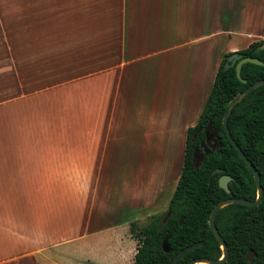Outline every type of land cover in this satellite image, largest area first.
Here are the masks:
<instances>
[{"label": "crops", "instance_id": "0c3cea01", "mask_svg": "<svg viewBox=\"0 0 264 264\" xmlns=\"http://www.w3.org/2000/svg\"><path fill=\"white\" fill-rule=\"evenodd\" d=\"M200 1L181 25L180 0H0V264H98L93 252L106 249L133 264L138 204L121 208L101 188L112 172H143L128 189L147 212L163 185L144 162L198 120L217 60L264 41L262 1L251 16L250 0ZM206 17L214 40L196 58L180 53ZM187 75L206 93L187 100L180 138L171 119Z\"/></svg>", "mask_w": 264, "mask_h": 264}, {"label": "trees", "instance_id": "16d2710c", "mask_svg": "<svg viewBox=\"0 0 264 264\" xmlns=\"http://www.w3.org/2000/svg\"><path fill=\"white\" fill-rule=\"evenodd\" d=\"M263 43L253 42L237 53L264 63V50L259 49ZM231 55L223 57L197 124L186 131L183 166L167 211L153 216L146 225L136 221L129 225L130 235L136 240L133 264H169L178 252L197 243L201 245L177 264L220 259V245L208 224L213 208L230 197L256 200L253 172L229 142L222 120L227 104L237 94L264 80V66L244 64L243 84L236 77L235 66L225 69ZM227 125L235 143L258 171L263 196L257 207L232 204L217 213L215 226L228 249L223 264H250L244 261L250 251L255 254L253 264H264V85L234 106ZM211 133L216 137V150L203 154L200 163L194 162V151ZM217 169L220 172L214 173ZM222 175L232 178L230 195L218 186Z\"/></svg>", "mask_w": 264, "mask_h": 264}, {"label": "rangeland", "instance_id": "374dc122", "mask_svg": "<svg viewBox=\"0 0 264 264\" xmlns=\"http://www.w3.org/2000/svg\"><path fill=\"white\" fill-rule=\"evenodd\" d=\"M193 1L195 0H180V24L181 25H186V24H191L192 21L191 19H195V13L193 11L194 7H191ZM206 0H204L205 2ZM254 0H250V5L249 7H246V10L243 11L244 12H248V14H250V16L252 14H254L255 12L253 11V8H250L254 3ZM260 6L263 4L262 7H264V0H259ZM195 3V2H194ZM200 3H203V0L200 1ZM257 8V7H256ZM256 8L254 10H256ZM252 9V10H251ZM205 23L200 27L197 28L196 31L193 33V36H188L184 39H180V45L183 44V46H181L180 48V53H184V54H194L196 58V56L200 55L201 50H203V46L207 45L208 43H211L214 39H211L212 36V26L211 23L208 22V17L205 18ZM235 29V27H234ZM232 40L236 43H239V45H243L242 47H244L245 45V39L240 37V36H233L231 37ZM263 41V40H260ZM227 43V42H225ZM251 44V43H250ZM245 49V47L243 48ZM242 49V50H243ZM241 51V50H240ZM231 53V52H230ZM228 54V53H227ZM226 55V54H225ZM224 55V56H225ZM223 56V57H224ZM223 57L217 60V65L218 68L223 60ZM186 62H193L192 66H194L195 68V63L196 60H186ZM5 61L4 60H0V66H4ZM79 64V62L77 63ZM79 67V65H78ZM180 68H183V60H181L180 62ZM217 68V69H218ZM192 70V69H191ZM186 72H190V69H187ZM217 73V71H216ZM216 73L208 75L209 76V86L211 84V82L213 81V78L215 77ZM6 74L4 73V69L0 70V87H2V85H6L7 86V76H5ZM206 76V75H205ZM207 76V77H208ZM192 78H194L193 82L189 83ZM184 82H186V84L184 85L185 89H183L184 91H182L181 95H180V116L178 114H175V116L173 117L172 122L173 125H178L180 124V138H181V127L183 125V122L186 119V112L184 111L187 106V100L190 101L189 105H193L194 107L196 106V97H199V102L200 100L204 97V93L205 92V88L201 89L202 87L199 86L198 89V76L197 75H187L185 76V80ZM212 86V85H211ZM193 90V91H192ZM207 91V90H206ZM1 97V96H0ZM188 105V106H189ZM184 109V110H183ZM198 118V117H197ZM196 118V120H197ZM198 121V120H197ZM197 121L194 123V125L190 126V127H194L197 124ZM170 144L169 147L167 149L168 153L166 151V147L163 141V146L162 148L159 150L160 155L158 157L156 156H152L154 158H159L158 161H145L144 163L148 164V167L152 168L153 167V177L156 179L155 180L157 183L161 182L162 183V187L160 188V193L159 195H153L150 197V200L152 201V206L149 207L148 211H140V208H143V204L141 203V200H143V198L141 197V194L135 193V192H130L128 187V182H130V179L133 178L135 180V178L137 177V181L136 184H138L140 179H144V174L143 172H131V171H117V172H112L111 176H110V185L108 188H101L104 192H106L107 190L109 191H113V193L115 192V197L123 202L121 204V208H125L128 206H131V202H129L130 198H132V203L133 206H136V204H138V208H137V213H135L136 218H132L130 219V221H136L138 222L139 225L143 226L146 225L147 223H149V221L151 220V218L155 215H163L165 214V212L167 211L168 208V204L169 201L172 197L173 191L177 185V181L179 179L180 176V170L182 168V164H183V152H184V147H185V141H186V135L184 137L183 140L181 139H177V140H170ZM138 152L136 154V161L133 163L134 167L137 169V167H141V157L142 156H138ZM201 160H198L197 163H200ZM161 171V172H160ZM114 183V184H113ZM96 188H92V190H95ZM133 191H134V187H133ZM93 194V192H92ZM112 195V194H109ZM139 202L141 203L139 205ZM131 204V205H130ZM123 228L120 230V233H122ZM131 238L136 242V240L132 237ZM124 241V240H123ZM126 244V243H124ZM94 253V257L96 260H100L98 261V264H113L114 260V252L112 250L106 249V250H99V251H95Z\"/></svg>", "mask_w": 264, "mask_h": 264}, {"label": "water", "instance_id": "95a60500", "mask_svg": "<svg viewBox=\"0 0 264 264\" xmlns=\"http://www.w3.org/2000/svg\"><path fill=\"white\" fill-rule=\"evenodd\" d=\"M260 50H264V43L259 47ZM254 64V65H258V66H264V63L259 61L256 58H248V57H244L243 55L235 52L232 53L231 56H229L227 58V61L225 63V69H227L228 67H234L235 66V73H236V77L237 79L245 84L246 81L243 80L241 78V68L244 64ZM264 85V80H259L257 82H255L254 84L248 86L244 91H242L241 93L237 94L228 104L226 107V110L224 112L223 115V120H222V125H223V129L224 132L229 140V142L232 144V146L234 147V149L237 151L238 155L242 158V160L244 161V163L248 166V168L253 172V178H254V182H255V187H256V200L255 201H248L245 199H240V198H233L230 197L226 200H223L221 202H219L212 210L210 218H209V228L211 233L213 234V236L215 237V239L217 240V242L220 245L221 251H222V255L221 258L218 260H209V259H198V260H194L192 261L190 264H223L227 258H228V249H227V245L226 243L223 241V239L221 238L216 226H215V217L217 215V213L223 209L226 206L232 205V204H238V205H242L245 207H249V208H254L257 207L262 200V196H263V189L261 187V183H260V176L258 171L256 170V168L252 165V163L246 158V156L243 154V152L241 151V149L238 147V145L235 143V141L233 140V138L230 135L229 129H228V118L231 115L232 109L234 108L235 105H237L238 103H240L242 101V99L244 97H246L250 92L256 90L257 88H259L260 86ZM199 153V148L197 147V149L194 151L193 153V157H194V162L197 159V155ZM207 155V153H205ZM220 170L217 169L215 170L214 173H219ZM232 180V178L228 175H222L219 180H218V186L220 189H222L227 195H230V190L228 187L229 182ZM169 215V214H168ZM201 245V243H197L191 246H188L184 249H182L180 252H178L173 259L171 260V262L169 264H177L182 258H184L189 252H192L193 250H195L196 248H198ZM255 257V254L250 251L244 261L245 262H249V263H253V259Z\"/></svg>", "mask_w": 264, "mask_h": 264}, {"label": "flooded vegetation", "instance_id": "af4514ba", "mask_svg": "<svg viewBox=\"0 0 264 264\" xmlns=\"http://www.w3.org/2000/svg\"><path fill=\"white\" fill-rule=\"evenodd\" d=\"M216 147H217L216 137L212 133L211 134H208L207 137H206V139H205V141L198 147L199 150L201 149L203 151V153H201V154L198 153L196 161H198V160H201L202 161L203 158H204L203 154L207 153V155H208L210 152L215 151L216 150ZM253 262H254V259H253Z\"/></svg>", "mask_w": 264, "mask_h": 264}]
</instances>
